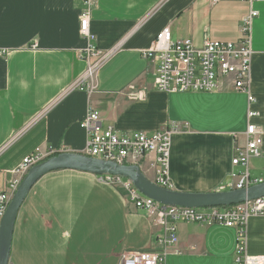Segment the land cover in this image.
I'll return each instance as SVG.
<instances>
[{
	"label": "crops",
	"instance_id": "0c3cea01",
	"mask_svg": "<svg viewBox=\"0 0 264 264\" xmlns=\"http://www.w3.org/2000/svg\"><path fill=\"white\" fill-rule=\"evenodd\" d=\"M251 7L259 11L251 32L255 116L248 115L245 92L168 93L156 87L158 63L142 52L160 30L170 26L174 38L199 45L236 41ZM86 8L85 0H0V191L12 196V182L25 176L17 168L37 149L48 157L84 153L89 135L82 122L90 107L100 112L104 127L171 129V189L183 192L232 189L245 170L232 159L254 123L263 146L260 156L251 157L249 173L264 180V0H95L92 38L80 33ZM89 45L102 53L118 45L88 79L91 92L77 87L98 63L97 56L86 58ZM154 158L147 154L140 166L152 181ZM169 222L178 242L168 248L165 264H234L235 228ZM164 233L157 215L137 208L123 186L61 169L43 176L21 206L9 264H120L129 250L162 251ZM248 235L249 253L264 254V211L249 216Z\"/></svg>",
	"mask_w": 264,
	"mask_h": 264
},
{
	"label": "built area",
	"instance_id": "2783aa9c",
	"mask_svg": "<svg viewBox=\"0 0 264 264\" xmlns=\"http://www.w3.org/2000/svg\"><path fill=\"white\" fill-rule=\"evenodd\" d=\"M253 5L255 1L249 0ZM95 0H85L86 9L80 14V33L85 38H92L90 29L92 5ZM259 11L251 7L250 12L243 16L240 25L241 37L236 41L207 40L202 45L196 44L191 38L173 37L172 29L166 26L160 30L153 45L143 50L145 59L157 61L155 85L168 93L175 92H218L221 89H232L245 92L249 101V117L257 114L251 108L255 97L251 92L252 73V26ZM118 45L102 53L95 45L86 49V58L99 57L98 63L89 67L84 78L77 87L89 92L93 86L88 79L94 72L116 51ZM88 84V85H87ZM225 87V88H224ZM82 126L88 132L87 146L84 154L113 161L120 165H138L143 163L147 154L153 153L154 182L160 186L171 188L169 163L171 153V129L164 128L153 133L143 131H120L114 127H104L101 114L94 108H88ZM245 144L237 146L232 159L233 165H243L245 170L238 181L231 184L232 189L248 188L264 182L261 178H251L249 173L250 160L253 156H260L263 146V132L254 123L247 127ZM48 158L41 149H37L30 156L23 159L17 172L25 175L29 169ZM234 175V174H233ZM235 176V175H234ZM99 180L111 184L121 185L128 193L129 200L139 209L149 214L157 215V222L165 229L159 236L163 243L162 251L129 250L122 256L120 264H165L168 248L178 242L176 226L172 221H187L205 224H223L236 230V250L234 264H264V254H251L248 251V219L251 214L264 211V197H259L244 203L226 207H182L164 205L143 194L129 178L110 173L99 175ZM20 181L11 184L12 196ZM6 192L0 191V221L3 218L9 202Z\"/></svg>",
	"mask_w": 264,
	"mask_h": 264
},
{
	"label": "water",
	"instance_id": "95a60500",
	"mask_svg": "<svg viewBox=\"0 0 264 264\" xmlns=\"http://www.w3.org/2000/svg\"><path fill=\"white\" fill-rule=\"evenodd\" d=\"M61 169L80 170L97 175L110 173L129 178L143 194L164 205L197 208L226 207L264 197V182L248 188L224 191L183 192L158 185L150 180L138 165H120L84 153L60 152L33 165L13 194L0 221V264H9L17 217L31 189L43 176Z\"/></svg>",
	"mask_w": 264,
	"mask_h": 264
},
{
	"label": "rangeland",
	"instance_id": "374dc122",
	"mask_svg": "<svg viewBox=\"0 0 264 264\" xmlns=\"http://www.w3.org/2000/svg\"><path fill=\"white\" fill-rule=\"evenodd\" d=\"M44 180H45V179H44ZM38 188H39V185H37L35 189L37 190ZM35 189H34V191H33V195H36ZM41 191H43V190L41 189ZM12 244H13V243H12ZM11 251H12V250H11Z\"/></svg>",
	"mask_w": 264,
	"mask_h": 264
}]
</instances>
